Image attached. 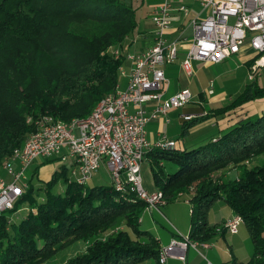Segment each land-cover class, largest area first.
Listing matches in <instances>:
<instances>
[{
  "label": "trees",
  "instance_id": "1",
  "mask_svg": "<svg viewBox=\"0 0 264 264\" xmlns=\"http://www.w3.org/2000/svg\"><path fill=\"white\" fill-rule=\"evenodd\" d=\"M131 7L123 0H0V165L31 128L27 116L78 119L112 89L123 56L114 57L109 47L118 51L136 29ZM261 96L264 87L252 79L210 111L227 114ZM200 118L183 120L181 130ZM147 153L151 181L162 196L188 193V239L216 234L219 223L206 222L205 214L222 199L240 215L250 237L252 251L244 263L264 264V160H258L264 155L263 109L240 114L201 145L151 146ZM249 156L255 163L248 164ZM162 158L172 161L170 171L155 165ZM229 163L236 173L223 178ZM69 164L57 163L35 193L33 166L7 209L14 217L0 212V264H39L75 239L85 246L60 264H133L147 257L156 263L157 240L136 221L144 202L109 183L68 180Z\"/></svg>",
  "mask_w": 264,
  "mask_h": 264
},
{
  "label": "built area",
  "instance_id": "2",
  "mask_svg": "<svg viewBox=\"0 0 264 264\" xmlns=\"http://www.w3.org/2000/svg\"><path fill=\"white\" fill-rule=\"evenodd\" d=\"M199 4L205 14L202 15L200 10L190 19V42L179 61L182 72L190 73V60L222 61L230 54H236L239 45L246 41L256 53L248 72V78L252 79L254 68L264 66V0H199ZM170 6V0L156 1L150 12L152 43L142 51L126 53L128 67L119 64L117 72L124 77V85L120 87L116 82L110 91L94 102L87 114L67 122L53 119L49 113L24 119L31 128L23 141L11 147L9 155L1 162L0 170L7 175H0L1 213L12 207L13 200L26 186L23 169L34 157L51 154L58 162L70 163L66 168L68 180L83 183L103 162L109 172V184L141 199L147 210H157L164 202L160 189L147 191L141 184L139 165L143 152L149 147L175 146L163 136L147 141L144 124L154 116L186 105L192 95L183 86L172 95H165L160 90L165 80L163 66L177 55L176 42L163 36V31L170 26ZM178 8L187 13L184 6ZM109 50L114 57L120 56L115 47H109ZM205 89L207 93L212 92L209 85ZM179 116L187 121L197 113L180 112ZM10 161L18 163L16 171ZM239 223H242L240 215L232 213L223 219L221 226L231 234ZM206 241L190 240L185 234L173 236L165 245L157 246L156 264H164L167 257L187 264L184 262L186 248L205 247Z\"/></svg>",
  "mask_w": 264,
  "mask_h": 264
},
{
  "label": "crops",
  "instance_id": "3",
  "mask_svg": "<svg viewBox=\"0 0 264 264\" xmlns=\"http://www.w3.org/2000/svg\"><path fill=\"white\" fill-rule=\"evenodd\" d=\"M197 1L199 2V0ZM170 2H171L170 26L165 31H163V36L168 41L174 40L176 42L175 47L177 50V55L170 63H166L163 66L162 72H163V77H165V80L162 83L160 90L163 91L165 95H172L177 88L183 86L185 88L187 87L192 95L190 100L186 103V105H183L178 108H174L173 110H168L164 115L154 116L151 119H149L147 123L144 124L143 126L146 140L153 141L154 139L163 136L164 138L173 141L174 138L172 139L171 136L174 133L184 134V132L185 133L191 132L192 129L194 131L198 130V133L200 132V135L197 136L198 138H200L199 140H201V138L206 136H209L210 138H214V136L220 134L224 129H226L229 124L239 119L240 114L242 116H246L249 114L253 115V113L255 114L261 111L262 109L264 110V97L261 96V97L253 98V100L251 101L247 100L246 102L241 104L240 107L238 108L235 107L229 110L227 114L222 113L221 115L219 114L212 115L213 112L210 110H212L214 107L223 104L225 105L234 94H237L239 92L241 86L244 83L248 81L250 82L252 81V79L255 82L256 80L255 76H252V79L248 78V72H250L249 70L253 66L252 55L254 51L250 47H248L246 41H244L239 45L238 47L239 50L236 54L233 53L224 58L225 61L226 60L232 61V64H234L235 68L240 66L243 69H245L246 78L240 82L238 87L239 89H237V91L235 90L233 95H228L225 97L224 96L225 93L223 90L221 92H214L210 86V82H212L211 79H209V83H208L212 91L211 93H207L205 91L206 87L204 89L197 88V90H199L197 91L195 88L196 86H194L191 90L187 86L189 82V77H191L192 74L199 75L200 70L204 73L203 70L206 69L208 61L190 60L191 69L189 74H184L182 72V68L180 67L179 61L181 57L184 55L185 47L187 46L188 42H190V38H191L190 33L192 31V24L190 23V19H192L194 15L196 16V14L199 11H195L193 9L194 3L191 0H189L187 4L185 3L181 4L180 2L178 3L172 2L171 0ZM179 6H184L185 9L187 10V13H184V11H182L184 13L183 17L181 16L182 13L180 12L181 10L178 8ZM151 29H152L151 31H153V28ZM151 31H148L147 35L141 36L143 38L142 41L136 44L131 49L132 52H137L140 50L142 51L144 50L145 47H147L152 43ZM136 36H140L139 33H137ZM126 38L127 36L124 37L125 40H127ZM130 39L131 40H129L128 42L129 46L133 42V38L131 37ZM225 61L223 63H225ZM123 65H125L124 68H127L128 67L127 61ZM257 67H262V66H257ZM257 67L254 68L253 73L255 72ZM262 68L264 70V66ZM124 83L121 85L119 84V86L120 87L123 86ZM205 102L210 103L212 105L208 104L209 106L205 107L204 106ZM180 112L197 113V117L199 118L202 117V115H208V116L204 118H200L199 120L197 119L194 122H191L183 131L181 130L182 127L180 126V124L183 123L181 116H179ZM174 120L178 121L179 129L175 127L172 129L168 128V123L174 122ZM205 126H210L211 129L215 128V130L211 131V129H202ZM149 149L150 147L148 148V150ZM148 150L144 151L142 154V161L141 164L139 165V171L141 172L143 171V173L150 172L151 174L149 168V163H150L149 161L151 158L150 156L147 155ZM162 163L163 162H161V160L160 161L158 160L155 163V165H157L161 169ZM141 184H143V186L147 189V191L156 188L155 185L152 183V181H150L149 184H147L145 181L144 183L141 182ZM174 201H173L174 207L166 208L167 202L164 199V202L161 205H158L157 210L155 209L147 210L145 208V210L148 211V214L151 215L152 212H154L155 214V216L153 217L156 218L154 219L151 216L150 221L151 220L154 222L159 221L160 224L165 223L169 227V229L166 230L165 233H161V231H158V229L151 228L152 225L148 227L147 226L148 224L147 225L143 224V227L148 229V232H150L151 230L152 232V233L150 232L151 235H153V237H155V239L157 240V246L165 245V243H167L169 239L173 236L178 237L179 235L186 234L187 229H189L188 216L190 209L187 199L182 197H177V199H175ZM220 201L223 202L222 199H217V201H215L213 205L220 204L219 203ZM232 213L233 211L231 210V208H229V210L226 211V213L224 214L223 219H225L226 217L229 218ZM137 220H138L137 223L141 222L142 218L138 216ZM206 222L208 221L206 220ZM208 223H213V222H208ZM239 224L236 227V231L231 234L227 233L225 229H221L220 227H218L216 234L206 239L207 246L205 247H201V245H196L195 249L193 248L191 249L187 247L184 255V262L187 264H245L244 262H246V258L251 253L252 247L250 252H246V247H244V242L246 238L244 234H242L241 229H239ZM218 234L223 238L217 237ZM226 234L227 236L225 237ZM240 245L244 247V251H240L241 249ZM148 258L149 257L141 259L139 260V262L133 264H156L154 259H152V262H149ZM164 264H182V263L180 261L175 260V258L167 257Z\"/></svg>",
  "mask_w": 264,
  "mask_h": 264
},
{
  "label": "rangeland",
  "instance_id": "4",
  "mask_svg": "<svg viewBox=\"0 0 264 264\" xmlns=\"http://www.w3.org/2000/svg\"><path fill=\"white\" fill-rule=\"evenodd\" d=\"M124 2L128 3V5L130 4L133 9L134 12V19H135V25H136V29L134 31L130 32V35H127V40L123 39L121 41V45L120 48H118V51L121 52L123 58L121 60V66L125 67L126 60V53L131 54L132 53V48L140 43L142 41V37L143 35H147L148 31H151L152 29V25L150 24V12L152 10L153 4H155V2L157 0H123ZM172 2H180L187 4V2L189 0H171ZM194 3L193 9L195 11H200V6H199V2L197 0H191ZM182 12V11H180ZM200 13L203 15L204 14V10L200 11ZM183 12L181 13V16L183 17ZM137 33H139L140 36H136ZM142 34V35H141ZM133 38V42L132 44H128L129 40H131L130 38ZM225 60H223L222 62H211V63H207V67H206V71H204V73L200 70L199 75H191V77H189V82H188V87L192 90V88L194 86H196V90L197 88H202L204 89L205 87H207L208 83H209V79L212 80V82H210V86L213 89L214 92H221L222 90L225 93V97L228 95H233L235 90L237 91V89H239V84L242 80H244L246 78V74H245V69H243L242 67L238 66L235 68L234 64H232V61L230 60H226L225 63H223ZM247 72V71H246ZM252 75L256 77L255 83L257 85H262L264 87V70L262 67H257L255 72H252ZM116 79L117 82L121 85L125 82V79L123 76H120L118 74H116ZM199 91V90H197ZM208 104L210 103H206L204 104L205 107L209 106ZM212 105V104H210ZM200 122V121H199ZM177 128L179 129V123L178 121L174 122H170L168 123V128ZM202 129H211L210 126H205ZM215 130L211 129V131ZM202 131V130H201ZM200 135V132L198 133L197 131H194L192 129L191 132L185 133L184 134H180V133H174L171 137L175 143L174 149H188V147H192L195 145H201V143H203L204 141L208 140L210 137L206 136L201 138V140H199L200 138H198L197 136ZM197 140V141H196ZM199 140V141H198ZM45 158L49 159L48 161H45ZM254 160L255 158H253L252 156H249L248 158V164H251L249 162V160ZM57 160V157L55 158L54 156L49 155L46 157H39L36 156L31 160V163L29 164V166L27 168L23 169V174L27 177V179L29 178V174H30V170L33 166H35V175L31 178V182H32V192H36V186H40L44 180H47L50 177V172L52 171V168L56 166L57 163H59ZM245 160V159H244ZM258 160H264V155H261L260 158ZM162 163V167L161 169L164 171H170L172 169L171 166H173V164L171 163V161L167 158H162L161 160ZM11 165L13 166V170L16 171V169L18 168V163L16 162H12L10 161ZM171 163V164H170ZM255 163V160H254ZM247 164V162L245 163ZM105 164L103 162H100L99 165L96 166V169L93 170V172H91L92 174L89 176L88 179H86L83 183V185L85 186H89V185H97V184H108L109 183V172H107L105 166ZM230 165V163L228 164V166ZM228 169L226 171H228V173L223 174V178L225 177H229L230 175H233L236 173V169L232 168V166L230 165L229 167H227ZM0 169H1V165H0ZM0 175L6 177L7 175L4 173V171L0 170ZM141 182L144 183V181L149 184L151 181V174L150 172H145L143 173V171L141 172V177H140ZM58 186H62L61 182H58ZM171 193H173V195L171 194L169 197H165L164 195L162 196L163 199L166 200V208L169 207H174V200L177 199V197H182V198H186L185 194H188L185 190L184 191H180L177 190V192H173L171 191ZM187 199V198H186ZM174 201V202H173ZM220 204L217 205H213V203L209 206V209L207 211V213L205 214V220H207L208 222H215V223H219L218 226L221 227L222 224V220H223V216L226 213V211L229 210V208L227 207V204H225L224 202L220 201ZM23 204V203H21ZM152 212V211H151ZM3 214L5 216H9L10 218L14 217V213L12 211H8V210H4ZM139 217L142 218L141 222H138V227L144 228L143 224H148L147 226H151V228H156L158 229V231H161V233H165L166 230L169 229V227L164 223V224H160L159 221L154 222V221H150V217L152 216V218H156L153 217L155 216L154 212L150 214H148V211L145 210V208L140 207L139 208ZM137 221V220H136ZM149 221V223H148ZM151 223V224H150ZM150 224V225H149ZM245 225L243 224H239V229H241L242 234H244L245 236V242H244V247H246V252H250L251 250V244H250V237L249 235L246 233L245 230ZM153 231V230H152ZM151 232V230H150ZM149 232V233H150ZM154 232V231H153ZM152 233V232H151ZM150 233V234H151ZM183 234V233H182ZM227 236V234L225 235V237ZM219 238H223L221 237L219 234L218 236ZM86 242H82V240H78L75 239L70 243H67L66 245L60 247L56 252L53 253L52 256L48 257L46 259V261H41L39 262V264H60V262L67 258L68 256H73V253L81 250L83 248V246H85ZM240 251H244V247L241 246ZM248 254V253H247ZM149 262H152V259H149Z\"/></svg>",
  "mask_w": 264,
  "mask_h": 264
}]
</instances>
